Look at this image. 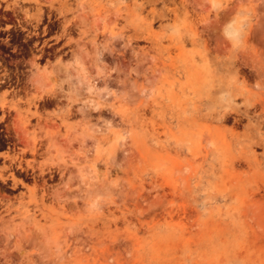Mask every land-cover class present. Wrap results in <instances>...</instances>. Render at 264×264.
<instances>
[{
  "label": "rangeland",
  "instance_id": "rangeland-1",
  "mask_svg": "<svg viewBox=\"0 0 264 264\" xmlns=\"http://www.w3.org/2000/svg\"><path fill=\"white\" fill-rule=\"evenodd\" d=\"M0 27V264H264V0H0Z\"/></svg>",
  "mask_w": 264,
  "mask_h": 264
},
{
  "label": "flooded vegetation",
  "instance_id": "flooded-vegetation-1",
  "mask_svg": "<svg viewBox=\"0 0 264 264\" xmlns=\"http://www.w3.org/2000/svg\"><path fill=\"white\" fill-rule=\"evenodd\" d=\"M0 28L2 29L3 27H0ZM2 41H3V38L0 37V58H1L0 63L2 61L4 63H8L9 61L7 60V57H10V53H12L13 49H7ZM0 83H3L5 85H7L8 80H6V78L5 79H1Z\"/></svg>",
  "mask_w": 264,
  "mask_h": 264
},
{
  "label": "bare ground",
  "instance_id": "bare-ground-1",
  "mask_svg": "<svg viewBox=\"0 0 264 264\" xmlns=\"http://www.w3.org/2000/svg\"><path fill=\"white\" fill-rule=\"evenodd\" d=\"M40 16H41V15H39V18H37V20H40ZM41 17H42V16H41Z\"/></svg>",
  "mask_w": 264,
  "mask_h": 264
}]
</instances>
